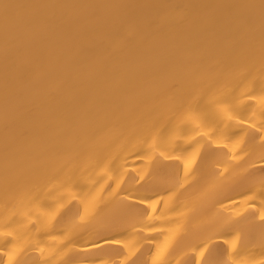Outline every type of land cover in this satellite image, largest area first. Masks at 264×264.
Returning a JSON list of instances; mask_svg holds the SVG:
<instances>
[{
	"label": "bare ground",
	"instance_id": "1",
	"mask_svg": "<svg viewBox=\"0 0 264 264\" xmlns=\"http://www.w3.org/2000/svg\"><path fill=\"white\" fill-rule=\"evenodd\" d=\"M260 3L0 0V219L6 181L39 188L53 177L71 175V194L100 199V211L75 237L78 245L116 236L132 246L137 264H152L166 245V264H194L202 243L210 245L208 259H217L228 232L239 231L242 253L259 259L264 225L258 213L245 215L247 205L240 196L252 185L231 179L241 171L229 159L233 144L216 147V140L223 144V137L235 132L233 143L247 141L242 167H254L259 178L264 131L257 133L256 127L264 117L255 101H237L238 116L254 127L236 119L218 122L211 146L206 135L188 128L155 153L147 145L141 156L135 152L151 127L166 118L172 93L186 96L214 80L202 104L206 109L212 96L235 89L240 97L250 88L258 93L264 87ZM162 13L166 23L159 20ZM233 66L247 69V79L228 77ZM195 72L205 78L198 79ZM161 151L180 159L165 160ZM193 157L195 171L185 179L184 164ZM226 167L228 178L221 180L218 174ZM76 211L73 207L58 229ZM229 219L239 222L222 229ZM122 252L119 244L105 245L72 259L77 264H120Z\"/></svg>",
	"mask_w": 264,
	"mask_h": 264
},
{
	"label": "snow or ice",
	"instance_id": "2",
	"mask_svg": "<svg viewBox=\"0 0 264 264\" xmlns=\"http://www.w3.org/2000/svg\"><path fill=\"white\" fill-rule=\"evenodd\" d=\"M260 7L262 18H264V0H261ZM159 20L161 23H166L168 17L162 13ZM261 59L264 61V39L261 45ZM193 75L198 79L205 78L204 73L195 72ZM227 75L242 82L247 79L249 72L247 69L233 66ZM214 83V80H209L208 88H201L198 92L186 96L177 97L175 93H172V99L166 109V118L151 127L148 135L137 144L135 154L141 156L145 153L144 145H147V150L155 153L161 145L174 144L182 138L188 128L200 137L206 135L211 146L217 137V123L225 119L229 122L236 119L237 124L247 123L249 128L254 127L250 121L245 122L237 113V101L243 103L245 97L248 101H255L260 106V115L264 117V87L258 93L255 92L254 87L250 88L240 97L235 96V89L223 96H212L207 100L206 109H203L202 104L205 103L208 90ZM175 87L176 85H172L173 89ZM204 129L209 131L205 132ZM242 130L246 131V129ZM261 131H264V121L256 127L257 133ZM234 136H236L235 132L224 136L223 144L216 140V147H228L230 143L233 144L229 159L233 162V167L240 168L241 171L231 179L236 185H252L240 193L242 202L247 205L245 215L250 214L255 217L258 213V219L261 225H264V165L258 170L261 173L259 178L255 175L254 167H242L247 156L245 151L247 141L241 138L233 143ZM261 141L264 146V137ZM160 156L165 160L180 159L178 156L166 154L165 151H161ZM261 159L264 160V157ZM196 163L195 157L185 162V179L195 171L193 165ZM110 168L111 165H109ZM228 174L229 169L226 167L224 173L218 175L221 180H224L228 178ZM70 180L71 175L64 179L53 177L39 188L29 183L18 182L14 185L6 181L4 212L3 218L0 219V264H77L72 259L74 254L87 256L93 251L102 250L105 245L117 244L123 250V259L120 264H137L134 258L136 252L133 251L132 246L117 239L116 236H103L87 241L83 245L77 244L76 235L85 229L100 211V199L79 198L78 194H71L75 185L71 184ZM257 183L258 187L255 186ZM108 187L111 188L112 185L109 184ZM119 187L120 183H117L116 188L119 189ZM113 192L119 195L116 189H113ZM140 202L143 203V198ZM148 206L156 211L154 205ZM73 207L77 208L75 215L67 221L65 228L58 229L57 226L65 222V218ZM238 222V220L229 219L221 225V228L233 229ZM219 235L223 237L224 232L222 231ZM228 237L230 238H224L225 247L222 256L217 259H208L211 250L208 242L198 246V256L194 264H264V249H262L261 257L254 259L242 253L244 237L241 232L229 231ZM45 238L51 243H46ZM262 240H264V234H262ZM167 249V245L158 249L152 264H166L164 256ZM93 264H107V262L100 260Z\"/></svg>",
	"mask_w": 264,
	"mask_h": 264
}]
</instances>
